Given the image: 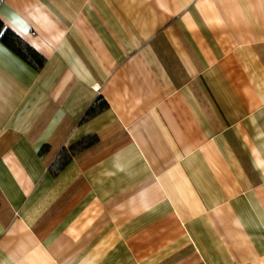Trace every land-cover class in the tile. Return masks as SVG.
<instances>
[{
    "label": "crops",
    "instance_id": "0c3cea01",
    "mask_svg": "<svg viewBox=\"0 0 264 264\" xmlns=\"http://www.w3.org/2000/svg\"><path fill=\"white\" fill-rule=\"evenodd\" d=\"M0 21L45 60L0 39V264H264V0H0Z\"/></svg>",
    "mask_w": 264,
    "mask_h": 264
},
{
    "label": "trees",
    "instance_id": "16d2710c",
    "mask_svg": "<svg viewBox=\"0 0 264 264\" xmlns=\"http://www.w3.org/2000/svg\"><path fill=\"white\" fill-rule=\"evenodd\" d=\"M0 39L15 51L22 59L34 65L36 68L42 67L45 60L44 57L36 51L31 45L20 38L14 31L8 27H4L0 21ZM107 106L105 100L101 97L97 98L95 102L87 110L85 117L88 118L101 111ZM96 138L94 136L86 137L81 141L69 146L68 148H62L56 159L51 165L52 172H56L61 169L73 155L80 152L82 149L90 146Z\"/></svg>",
    "mask_w": 264,
    "mask_h": 264
}]
</instances>
